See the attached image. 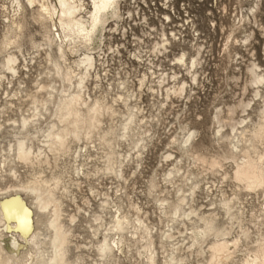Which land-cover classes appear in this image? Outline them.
<instances>
[{
	"label": "bare ground",
	"instance_id": "bare-ground-1",
	"mask_svg": "<svg viewBox=\"0 0 264 264\" xmlns=\"http://www.w3.org/2000/svg\"><path fill=\"white\" fill-rule=\"evenodd\" d=\"M261 1L236 16L237 27L223 45L226 53L233 44L249 54L241 91L251 88L250 98L214 108L210 141L218 151L212 154L196 129L177 121L161 148L159 169L146 181L143 196L150 198L151 212L148 201L138 203L121 191L125 170L134 166L142 173L155 148L159 120L144 110V89L152 107L189 99L199 80L201 44L191 54L179 46L172 50L162 33L145 52L136 83L125 67H117L121 76L111 80L107 52L121 51L105 41L123 23L120 0L0 1V264H264V68L253 59V47L247 50L254 27L264 37L256 15ZM244 22L253 28L247 32ZM31 23L38 25L41 43L34 41ZM238 28L241 39L232 36ZM136 45L139 62L142 47ZM175 51L172 64L190 83L180 69H160L159 56ZM40 53L42 71L27 87L26 74ZM208 175L218 179L208 181ZM103 178L114 186L97 191L93 182ZM82 184L97 199L96 208L87 196L77 200L74 191ZM203 189L207 201L198 206ZM248 195H262L263 207L250 209L247 218L242 200Z\"/></svg>",
	"mask_w": 264,
	"mask_h": 264
},
{
	"label": "rangeland",
	"instance_id": "rangeland-1",
	"mask_svg": "<svg viewBox=\"0 0 264 264\" xmlns=\"http://www.w3.org/2000/svg\"><path fill=\"white\" fill-rule=\"evenodd\" d=\"M163 1L165 0H153L151 3H149V5L148 4L145 5V9H146V12L149 13V17L152 16L151 14H153L155 10L160 9V6L162 5ZM168 1H171L174 4L173 12L175 13L172 17V22H174L172 24L174 26L180 27V25L183 24L182 21L185 19L186 16L192 17V19L194 18L197 19L196 26L198 30L197 34L199 35L198 40L196 42L195 41L192 42L193 38L190 37V35L186 34L187 39H186L184 46H182L181 49L183 48L184 50L188 51L189 54H191L193 53V49L195 48L194 46H196L197 44L199 43L204 44V47L202 49L203 58L200 62L199 68H196L197 74L199 76L198 84H191L192 91L189 92L188 94L189 99L173 98L174 105L170 106L171 108H169L168 105L164 106L163 108L161 106L157 108V105L152 107V103L154 102V99L153 97L149 96L150 95L149 92H147L146 89H144V93L142 96L143 97L142 100L144 101L143 104L145 106L144 110L146 108L145 110L146 112H150L151 114L155 115L159 120L157 124L153 127V130L155 132L154 140H153L155 144V148H153L151 150V153L148 154L145 164H144L145 167H143L144 169L142 170V173H140L139 169H136L134 166H130V168H127L125 170L127 182H126V185L124 184L123 186L126 188H124L121 191L128 194L130 199L134 201L137 199L138 203L143 204L145 201H148L145 207L147 208V211L149 212H151L153 209L151 206L150 198L147 196L145 198L143 196V193H145V190H146V187H145L146 181L152 175L154 171L159 169V162L161 161L160 156H161V153L164 151V149L161 151V148L164 145V143L167 142L168 140L167 138L173 132L175 127H177V121L187 122L189 126L191 125L190 127L196 129L198 131L199 143H202V145L205 148H207L209 153L212 154L218 151L215 144L211 143L210 141L211 132H212L210 119L212 117V113H214L215 111L214 108L217 106L225 107L226 105H232L238 99L240 98L248 99L250 98V95H251V92H250L251 88L249 87H247V90L245 91V93L244 92L242 93L241 91L244 82L247 80L246 74L244 72L243 64H246L247 58L250 59V56H248L249 54L244 52L240 46L233 45V44H231V46L229 47L230 49L228 50L229 53H226L224 52L223 45L225 42V37L229 33L231 28L234 29L237 27V21H236L237 17L239 18L241 14H246V13L249 14L248 9L251 6V3L253 2V0H215V1L213 0H173V1L168 0ZM260 5H261L260 11L257 12L256 15H258L257 17L258 24H260L264 28V1L263 0L261 1ZM222 7H224L223 13H221L220 11V8L222 9ZM156 17L157 16H154L153 18L156 20ZM234 25L235 27L233 28ZM251 28H253L252 24L248 22H244V29L247 32ZM30 30L31 31L33 30L32 34H33L34 41L36 40L35 41L36 43H41L42 39L40 36V29H38V25L31 23ZM241 30L242 28L235 29L232 36L238 39L243 38L244 34L241 33ZM253 30H255V36H254L251 46L247 50H251L253 47V57H254L253 59L262 68H264V51H262V42L264 38L263 32L262 30H259L255 27L253 28ZM110 36L112 37V34L107 36V38ZM112 40L113 39H111L110 41L106 40L105 43L107 44L109 42L113 45V47L118 46V44H114V41ZM105 45H101L100 47H103V49H106V47H104ZM137 46L138 45H136V48ZM176 46H179V45L174 44L172 50H176ZM24 47L28 49L29 45L25 43ZM177 48L180 50L179 47ZM177 52L178 51H175L172 55L171 53H169V55L167 54L168 57L165 62V65L167 67L164 66L162 68L167 73H170L171 71L170 69L172 68L175 71L180 69V73L182 74V77L187 80L188 76L184 75V72L182 71V69L179 68V66L172 64L173 62L171 60L173 58V55ZM235 52H241L242 56L244 57H242L241 59L240 57L235 56ZM39 55L35 56L34 63L32 64L33 66L32 65L30 66V70L26 74L28 78H25L24 81H26L27 87L32 86V83L29 81L34 80L35 78H38L37 74L39 73V71L40 72L42 71L44 60H43V55L41 53ZM109 56L110 57L107 58L108 63L109 62L114 63L115 59L113 58L115 56L112 54H110ZM69 58L74 59L72 58V56H70ZM122 60L123 58H121V61H120L121 64H123ZM146 63L147 62L143 60H141L140 63L133 61L129 64V66H126L127 68H129L128 70L130 74L133 73V75L134 74L136 75V76L131 77L130 79L127 78L131 83L137 82L136 78L140 76L142 72H144ZM117 66L110 67L111 73L110 75L108 74V79L116 80L117 78L121 76V74L117 76L116 73H114L116 72L115 69L117 68ZM102 69L103 67L99 69L101 71V74L103 73ZM114 76L117 78H115ZM233 76H235L237 80L234 79ZM22 77L24 78L25 76H22ZM101 78H102V75H101ZM54 80L58 81L56 78H54ZM187 81L188 83H190L189 79ZM103 84H104V81H103ZM156 99L157 101H159V97H157ZM252 116H253V113H252ZM207 177L209 178L208 181L218 179L217 175H214V176L208 175ZM109 182L112 183L113 181L103 178L102 180L93 182V185L95 186L97 191H104V190H107L109 186L111 187L114 186V184H110ZM84 185L83 184L81 185V188H80L81 190L74 191V194L77 200H80L82 196L84 197L87 196L89 198L91 197L89 196L86 184ZM226 185H229V183H226ZM222 188L227 194L230 192V187L224 186ZM212 191H213L214 196L218 195L217 191L214 190V188H212ZM204 194H205V189H203L202 191L198 193L197 195L198 200L196 202L198 206L201 205V203L203 204L206 203L207 200L204 198ZM262 199H263L262 195H259L258 197H255L254 195H248L245 198L243 197L242 201L244 202L243 206H245L244 209L246 211V214L252 208L255 209L254 210L255 212H257L260 208H262L263 207V205L261 206V204L263 203ZM91 203H92L93 208H96L97 199L95 200L91 199ZM248 214L246 215L247 218H248ZM150 219H151V222L155 221V218L152 215ZM245 223L249 231L251 232V234L254 235L255 228L248 222L245 221ZM83 228H80L77 230L81 234V236L86 235V232ZM259 229H260V232L264 231V223L262 226L259 227ZM232 234L234 235V233ZM4 245L6 247H9L8 238L5 240ZM241 249L244 250V247H242ZM244 252L245 251L237 252L236 258H241ZM192 261H193L192 264H196L194 259ZM123 264H129V263L125 261ZM131 264H135V263H131Z\"/></svg>",
	"mask_w": 264,
	"mask_h": 264
},
{
	"label": "built area",
	"instance_id": "built-area-1",
	"mask_svg": "<svg viewBox=\"0 0 264 264\" xmlns=\"http://www.w3.org/2000/svg\"><path fill=\"white\" fill-rule=\"evenodd\" d=\"M120 1V5H122L124 8V10H122V14H124L123 23H119L112 27L111 30L113 33L111 39H113L112 41H114V44H118L117 49L121 51V55L115 56L116 54H112L115 56L113 58L115 60L114 63L109 62L110 67L117 66L119 62L118 60L121 61V58H123L122 62L127 63V66H129V64L133 61L137 63H140L141 60L145 61V52L148 51V48L149 46H151L152 41L157 39L162 33L168 38V40L176 45L178 44L180 48L184 46L186 42V34L190 35V37L193 38L192 42H196L198 40L199 35L197 34L198 30L196 26V18L192 19V17L186 16L182 21L183 24L180 25V27L174 26L172 24L174 23L172 22V17L175 13L173 12V2L168 0L163 1L160 9L155 10V12L151 14L152 16L149 17V13L146 12L145 5H149V3H151L153 0ZM223 8L224 7H222V9L220 8L221 13L224 12ZM127 9L132 12L131 15L127 14ZM154 16H157L156 20L153 18ZM171 34L173 35V37ZM136 44H139L142 47L140 52L141 60L139 62L135 58V55L137 56V53L135 52ZM201 46L204 47V44H201ZM109 55L110 52H107L108 57H110ZM163 55H165V53ZM163 55L159 56L162 57L160 59V69L162 70V67H167L165 65L167 57H164ZM103 60H105V58ZM103 60H100V62ZM117 67L121 69L123 67L129 69L126 67V65L124 66L121 63L120 66Z\"/></svg>",
	"mask_w": 264,
	"mask_h": 264
}]
</instances>
